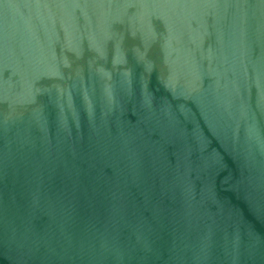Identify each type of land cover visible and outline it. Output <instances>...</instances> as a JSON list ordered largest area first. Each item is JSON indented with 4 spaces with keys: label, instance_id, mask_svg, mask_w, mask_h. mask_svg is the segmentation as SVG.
<instances>
[{
    "label": "water",
    "instance_id": "water-1",
    "mask_svg": "<svg viewBox=\"0 0 264 264\" xmlns=\"http://www.w3.org/2000/svg\"><path fill=\"white\" fill-rule=\"evenodd\" d=\"M0 264H264V0H0Z\"/></svg>",
    "mask_w": 264,
    "mask_h": 264
}]
</instances>
